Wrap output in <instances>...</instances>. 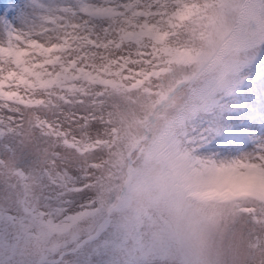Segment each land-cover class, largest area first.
Returning <instances> with one entry per match:
<instances>
[{
    "label": "rangeland",
    "instance_id": "1",
    "mask_svg": "<svg viewBox=\"0 0 264 264\" xmlns=\"http://www.w3.org/2000/svg\"><path fill=\"white\" fill-rule=\"evenodd\" d=\"M182 2L171 13L170 24L151 26L139 55L116 53L114 58L125 55L124 61L110 65L101 76L103 86L91 87L85 97L88 119L80 121L84 130L78 143L88 198L66 217L53 218L43 207L33 213L39 187L22 181L31 190L20 196L19 210L12 212L19 217V229L13 230L11 241L0 242L13 246L8 255L0 252L5 264L13 256L18 264H45L53 237L65 235L81 239L84 264H95L88 245L102 264H180L174 240L158 230L157 209L151 204L133 207L125 181L141 146L161 125L198 186L192 196L201 205L200 239L209 251L204 264H264V161L254 159L264 148V55L257 51L239 62L226 61L222 53L202 57L192 45L203 35L193 29L206 22V9L215 0ZM6 3L0 0V5ZM82 4L61 2L62 7ZM6 13V8L0 11V25ZM251 123L255 129L248 127ZM199 133L207 137L200 144L205 148L214 141L239 144L250 147L253 158L243 155L237 158L241 162L226 167L194 158L200 145L193 138ZM29 150L38 155L35 144ZM0 165H5L0 179L15 183L14 173L21 170L9 161ZM42 168L58 171L40 155L33 169L39 173ZM216 190L227 194L204 195Z\"/></svg>",
    "mask_w": 264,
    "mask_h": 264
},
{
    "label": "snow or ice",
    "instance_id": "2",
    "mask_svg": "<svg viewBox=\"0 0 264 264\" xmlns=\"http://www.w3.org/2000/svg\"><path fill=\"white\" fill-rule=\"evenodd\" d=\"M159 3L90 0L80 7H62L35 0L33 7L40 12L36 29L0 41V161L21 170L14 173L15 183L0 179V242L11 241L13 230L19 229V217L12 212L19 210L20 196L31 190L22 181L39 187L33 213L43 207L53 218L66 217L88 198L78 143L84 130L80 121L88 119L85 97L91 87L103 86L101 76L108 74L111 64L142 52ZM116 53L125 55L113 58ZM97 59L108 64L97 65ZM29 144L36 145L38 155ZM254 154L256 161H264V148ZM40 155L58 171L42 168L35 173L33 165ZM53 240L51 259L45 264H84L79 257L85 250L77 235ZM11 247L0 243V252L8 255ZM88 254L95 264H102L90 245ZM0 264L5 261L0 259ZM6 264L18 262L13 256Z\"/></svg>",
    "mask_w": 264,
    "mask_h": 264
},
{
    "label": "clouds",
    "instance_id": "3",
    "mask_svg": "<svg viewBox=\"0 0 264 264\" xmlns=\"http://www.w3.org/2000/svg\"><path fill=\"white\" fill-rule=\"evenodd\" d=\"M205 17L206 22L193 29L203 35L192 45L202 57L222 53L226 61L239 62L243 55L264 52V0H215ZM125 181L133 207L151 204L157 209L158 230L174 240L180 264H204L209 251L200 239L201 205L192 196L198 186L163 125L141 146ZM226 194L219 190L204 193Z\"/></svg>",
    "mask_w": 264,
    "mask_h": 264
},
{
    "label": "bare ground",
    "instance_id": "4",
    "mask_svg": "<svg viewBox=\"0 0 264 264\" xmlns=\"http://www.w3.org/2000/svg\"><path fill=\"white\" fill-rule=\"evenodd\" d=\"M6 1V5H0V11L6 8L7 12L5 14V22L0 25V41L6 40L11 34L21 32L28 33L36 29L40 22V12L33 7L35 0ZM62 1L64 0H41V2L45 5L55 4L59 6H62ZM89 2L90 0H81V4L83 3L82 5L88 4ZM182 3V0H160V3L156 8L159 14L152 17V19L149 21L150 25L155 29H159L165 24H170L171 13H173L174 9L179 8ZM248 127L250 129H255V125L253 123L249 124ZM256 133L258 134V131ZM197 139L200 141H197ZM205 139H207V137H204L201 133H199L194 136L193 142L197 143V145H200L202 140ZM192 153L194 158L201 157L206 159L208 164L216 165L218 167H226L229 164H236L238 161L241 162L242 160H238L237 158L242 157L243 155L253 158V153L250 147H244L243 145L233 143H230V145H219L216 141H214L210 147L206 146L205 148L204 146L200 145L198 146V149ZM232 159H234L233 162Z\"/></svg>",
    "mask_w": 264,
    "mask_h": 264
}]
</instances>
